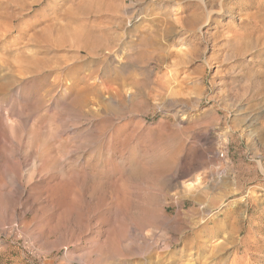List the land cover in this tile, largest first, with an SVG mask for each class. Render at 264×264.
Segmentation results:
<instances>
[{"label": "rangeland", "instance_id": "374dc122", "mask_svg": "<svg viewBox=\"0 0 264 264\" xmlns=\"http://www.w3.org/2000/svg\"><path fill=\"white\" fill-rule=\"evenodd\" d=\"M189 1L197 2L0 0V126L4 115L13 125L0 146V187L12 190L8 207L0 200V264H81L66 261L65 247L55 242L59 232L40 237L35 210L45 194L39 202L35 198L45 190V179L65 174L59 169L63 158L70 159L63 163L68 169L74 154L86 155L95 146L91 130L111 125L122 134L137 126L136 150L148 144L144 158L130 164L135 168L125 184L131 198L126 210L110 204L114 192L105 186L85 190L94 201L104 192L105 207H97L98 201L85 209L70 201L65 207L63 201L56 212L63 215L61 225L83 226L79 212L113 228L134 222L157 243L158 252L132 237L128 242L143 249L132 250L125 241L122 247L129 251L99 260L91 255L94 264H229L232 259L264 264V0H223L226 11L212 12L210 21L204 17L196 28L187 25L182 10ZM198 31L205 32L206 45ZM143 72L149 80L142 79ZM118 88L124 94L112 100ZM211 150L225 183L215 190L199 184L185 191L195 184L193 175L208 179ZM139 159L151 167L166 160L168 168L158 173L167 179L181 161L200 165L189 168L180 186L175 181L169 186L160 177L155 184L156 173L142 170ZM16 182L26 189L21 198ZM202 191L208 195L201 203L187 195ZM145 196L154 198L160 211L155 221L141 216ZM12 209L20 220L8 227L5 214ZM98 211L109 218L101 219Z\"/></svg>", "mask_w": 264, "mask_h": 264}, {"label": "bare ground", "instance_id": "6f19581e", "mask_svg": "<svg viewBox=\"0 0 264 264\" xmlns=\"http://www.w3.org/2000/svg\"><path fill=\"white\" fill-rule=\"evenodd\" d=\"M24 1L26 2L27 0H24ZM172 1H174V0H172ZM22 2H23V0H22ZM175 2L178 3L179 1H175ZM21 4H24V2ZM25 5H23V6H25ZM182 10L187 11V15L185 16V18H186L187 25L190 28H196V26H199V23L203 20L204 17H205L204 21L205 20H206V22L210 21L209 19H210V15L212 12H217V13L222 12L223 13L226 11V9L224 8L223 0H197V2L189 1L188 4L186 3L185 5H183ZM201 11L203 13L202 16L200 15ZM165 29H167V28H165ZM144 30H145V32L148 31L146 28H144ZM204 34H205V32L200 33V37H199L200 39L199 40H202V43H204L206 45L207 44V38L204 36ZM142 75L144 76L142 78L143 80L144 79H146V80L150 79L146 73L143 72ZM94 80H95V78H94ZM140 84H141V82H140ZM142 84L145 85L144 82ZM141 86H143V85H141ZM96 89H95V91H96ZM142 90L144 93V95H143L144 101H147L145 87H142ZM19 93H22V92L19 91ZM122 93H123L122 88H118V90L115 91L114 94H110V98L112 100L116 99V95L118 98L122 95ZM125 93L127 94L128 90H126ZM129 93H131V91H129ZM118 95H120V96H118ZM34 100H36V99H34ZM180 103H182V102H180ZM177 108L181 112L185 111L184 104H179L177 106ZM1 121H2V124L0 126V146L5 144V142H4L5 141L4 133H6L5 130L8 129L10 131L13 128V125L10 122V116L8 117V116L4 115L2 117ZM188 122L192 123V120H190ZM124 126L125 125H123L121 127H124ZM136 127L137 126L134 127V130H131V131L127 132L126 134H125V132L123 134L117 133L118 132V131H116L117 126H115V125L109 126L106 130H103V129L102 130H97V129L91 130L89 132V136H92V138L95 139V142H96V144L94 142L95 146L92 145L93 147H90V149L88 150V153L86 155L81 154L82 152L80 153V155L74 154L73 160H72V162L70 161L71 164H70V166H68V169L63 166V163H65L66 161H68L70 159L63 158V156H61L63 159L61 162H59L61 164V167H59V169L61 168L62 173L63 174L65 173V174L64 175L61 174L60 177H58V175H56L57 177H53L52 176L53 174H52L47 179H45L44 182H42L45 184V186H43V188L45 190L40 191V194H38V197H36L35 199H36V201L39 202V199H41L43 194H45V196L42 198L43 203H40L39 206L37 207V210H35V213L37 211L40 212L39 216H37V218H36V220L37 219L38 220L36 222H34V224H39V225H36L35 229H38L40 231V232H38L40 237L45 238V239L47 237L59 232L58 239L55 242L60 243L61 245H63L65 247L64 249H66L65 250L66 261H68L70 263L72 261H78L81 264H92L93 262H95V261H97L103 257H106L110 254L113 255L117 252H120L122 249L124 251H126V250L129 251L127 249V247H125V246H124V248L122 247V244H123L122 242H125V241H127L128 245L131 247L130 249H132V250H137V251L139 250L140 251V249H143L142 247H134L133 244H131V242L133 240V239L131 240L132 237L135 238V241H136L137 237L142 239L143 244L146 246V248L149 252H152V253L154 251L158 252L156 249L158 247L157 243L156 244L154 243L152 237L146 236L143 233L144 231H142L143 229L140 230L139 227H137V225H134L133 221H132L133 223H129L128 225H125V224H127L125 222H123V223L120 222V224H124V225L119 224L120 226L116 225L117 227L113 228V225H112V227L104 226V224L101 221H99L98 218H95V216H93L92 214L90 215V213L84 214V213L79 212L77 214V218L79 219L78 222L80 224H82L83 226H74L72 224H67V223L66 224L63 223V225H61L63 215L60 212H56L57 207H59L60 203H63V201L65 202L64 206L66 205L67 207H69L68 201H70L71 203L69 205L72 204V205L76 206L75 203L76 204L78 203L79 205H84V207L81 206V208H83V209H85V206L87 204H90V205L92 203L94 204L95 201H98L95 203L97 205V207H98V205H102V206L106 205L105 202H108V201L103 200V197L106 198L105 197L106 195L104 194V192L100 193L101 192L100 191L98 193L99 196L96 195V198L94 201V198H92L93 195L91 196L90 194H88L85 191L86 189L94 190L97 187H99V189H101L102 187H105V186H107L108 189L109 188L112 189L114 192L113 194L109 195L110 196V204H114V206H116L117 208H119V206L122 205V208L124 210H126V206H128V205H126L125 200L127 199V197L129 195H127L128 189L125 187V184L127 182H129V180L131 178V176H129V175H131V173L129 171L132 172V169L135 168V167L134 168L131 167L132 168L131 169L130 164H132L134 161L136 162L135 159L138 156H142V158H144L143 156L147 153L146 152L147 147H145V146L148 145V144H145V146L143 145L144 146L143 148L136 150V148H135L136 145H134L135 144L134 143L135 142L134 136L136 134V132H135ZM119 134H122V135H119ZM9 137L10 136H8V138ZM92 138H89L90 141ZM93 139H92V141H93ZM8 140H10V138ZM200 140H201V138H200ZM7 145H9V144H7ZM8 147H10V146H8ZM150 147H152V146H150ZM158 148L159 147H157L155 149L158 150ZM48 150H47V152L52 153V151H48ZM50 150H51V148H50ZM150 150H151V148H150ZM150 150L148 149V152ZM152 150H153V148H152ZM152 150H151V152H152ZM71 152L72 151H70V155H71ZM156 153L158 155V152H156ZM57 154H55V155L58 156ZM209 154L210 155H207V157L205 155V157L209 160L208 164L211 165V170H210V173L208 174V179L202 180L199 177V175L198 176L196 174H195L196 176L193 175L190 179L195 180V184H191L189 186L187 185V189L185 191H190L191 189L196 188V185H199V184L200 185L207 184L206 188H208L210 190H215V189H217V187L219 185L225 183V178H224V175L222 174V168L223 167L218 168L217 164L214 163V161L216 160V158H214V156H215L214 150H211L209 152ZM47 155H49V154H47ZM65 155H66V153H65ZM159 155H161V153ZM66 156H68V154ZM13 157H14V154H13ZM153 157H155V156H153ZM148 158H149V156H148ZM155 158H157V157H155ZM49 159H51V158L49 157ZM152 159H154V158H152ZM57 160L59 161V159H57ZM141 161L139 159L138 163H140ZM141 164H142V170H144L146 172L150 171L151 173H156V174H154V181H155L154 183L155 184H157L156 183L157 177H160V178H162L164 185L170 186L171 182L175 181L176 185L180 186L181 185V179L188 174L187 171L189 170V168L193 167V166H195V167L197 166L196 169L199 168L200 162H195L192 160L181 161L180 164H178V166L176 167V169L172 173L168 174L169 179H167L166 177H163V175L158 173V172H160L158 170L163 171V170L168 168V164H167L166 160L165 161L160 160L159 162L154 161V167H151L150 163L141 162ZM57 165L58 164H56V166ZM214 166L216 168L212 169V167H214ZM45 167H46V165H45ZM69 173L72 176H69V175L66 176V174H69ZM124 173L126 174V176ZM132 178H133V176H132ZM78 179L80 181V185H79L80 189L77 186V184H78L77 180ZM16 184H17V182H16ZM16 184L14 186L19 187L21 190L20 193L18 192L17 197L21 198L22 194L25 193L26 189H25V187L20 185V183H18L17 185ZM4 186L2 184V186L0 187V200L4 199V201L6 203V207H8L10 205L9 200H10V197L12 194V190L7 189L6 186L4 188ZM154 186H156V185H154ZM154 186H150V187L148 186V188L153 189V188H155ZM130 189H132V188H130ZM158 190H161V189L159 188ZM147 192H148V190H147ZM148 194L150 195V192H148ZM131 195H132V199H134L133 193ZM151 195L154 196L155 193L151 194ZM187 195L190 198H192L193 201H195V202L197 201V202L201 203L202 200L205 198V196L208 195V192L202 191L199 194L189 193ZM57 196L59 197L60 201H57V198L55 200V197H57ZM210 197L213 198V201H216L219 198V196H216V195L210 196ZM128 198H130V196ZM146 198H147L146 200H143V201L141 200V202H139V206L141 204L142 207L144 208V210H143L144 212H142L143 214L141 213V216L145 220L155 221L156 217L158 216L157 213H159L160 211L159 212L156 211V205H155V199L154 198H148V197H146ZM90 205H89L88 209L90 208ZM97 207H96V210L100 209V207L99 208H97ZM129 207H127V208H129ZM205 207L206 206H204V205L201 206V208H202L201 213L202 214L205 212ZM107 208H108V205H107L106 209ZM109 209H110V206H109ZM113 209L115 210V208H113ZM102 210L104 211V209H102ZM129 210H133V209L129 208L128 211ZM87 211H89V210H87ZM93 211H94V209H93ZM99 211H98V214H100ZM103 211H102V213H103ZM4 213H5V211H4ZM5 215L8 216V218H7L8 221L7 222L4 221L7 223V226H8V224L9 225L10 224L12 225L13 223L17 224L18 223L17 221L20 220V219L19 220L17 219L16 211L14 209L9 211V213H6ZM95 215H97V214H95ZM83 216H85L84 219H83ZM108 216H105V217H108ZM161 216H163V215H161ZM97 217H99V216L97 215ZM103 217H104V215H103ZM103 217L101 215V219ZM105 217H104V220L106 219ZM96 219H98V221H96ZM110 219H111V217H110ZM112 221H114V220H112ZM112 221L111 220H110V222L108 221L109 222L108 224H112ZM104 222L107 223L106 221H104ZM91 224H94V225L90 226ZM127 235L130 237H128ZM128 240L129 241L131 240V242H128ZM155 246H156V248H155ZM91 255L92 256L95 255L97 260L95 258H92ZM116 255L117 254H115V256ZM229 264H235L234 259H232V261H230Z\"/></svg>", "mask_w": 264, "mask_h": 264}]
</instances>
